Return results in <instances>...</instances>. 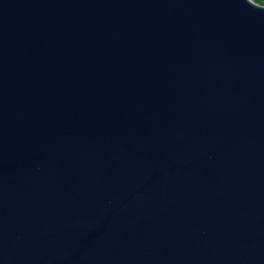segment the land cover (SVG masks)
<instances>
[{
    "label": "water",
    "instance_id": "water-1",
    "mask_svg": "<svg viewBox=\"0 0 264 264\" xmlns=\"http://www.w3.org/2000/svg\"><path fill=\"white\" fill-rule=\"evenodd\" d=\"M0 264H264V5L0 0Z\"/></svg>",
    "mask_w": 264,
    "mask_h": 264
},
{
    "label": "trees",
    "instance_id": "trees-1",
    "mask_svg": "<svg viewBox=\"0 0 264 264\" xmlns=\"http://www.w3.org/2000/svg\"><path fill=\"white\" fill-rule=\"evenodd\" d=\"M256 1L257 3H260V4H263L264 5V0H254Z\"/></svg>",
    "mask_w": 264,
    "mask_h": 264
}]
</instances>
